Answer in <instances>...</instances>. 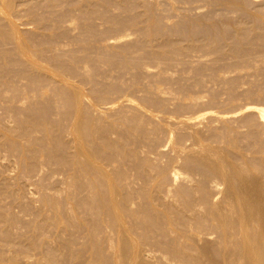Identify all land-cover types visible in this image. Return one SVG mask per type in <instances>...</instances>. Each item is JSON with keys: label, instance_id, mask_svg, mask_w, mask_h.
Masks as SVG:
<instances>
[{"label": "rangeland", "instance_id": "obj_1", "mask_svg": "<svg viewBox=\"0 0 264 264\" xmlns=\"http://www.w3.org/2000/svg\"><path fill=\"white\" fill-rule=\"evenodd\" d=\"M260 108L264 0H0V264H129L150 239L136 264H222L226 201L264 184Z\"/></svg>", "mask_w": 264, "mask_h": 264}, {"label": "bare ground", "instance_id": "obj_2", "mask_svg": "<svg viewBox=\"0 0 264 264\" xmlns=\"http://www.w3.org/2000/svg\"><path fill=\"white\" fill-rule=\"evenodd\" d=\"M259 115H260V117H261V119H262V121H264V108H260L259 109ZM194 147V146H193ZM186 148V147H185ZM185 148H183V150L184 151H186L185 150ZM190 149V148H189ZM178 150H182V149H178ZM182 150V151H183ZM191 150H192V148H191ZM194 150H196V149H194ZM194 150H192V151H194ZM179 151V152H180ZM192 151H190L191 153H192ZM199 151V150H198ZM209 151V150H208ZM183 153V152H182ZM186 153V152H185ZM206 153H208V152H206ZM209 153H211V152H209ZM204 155V154H203ZM208 155V154H207ZM210 155V154H209ZM208 155V156H209ZM212 155H213V153H212ZM211 155V156H212ZM206 156V155H205ZM202 157V156H201ZM205 158H207L208 159V157H205ZM213 158V157H212ZM211 158V159H212ZM210 159V158H209ZM175 173H176V171H174ZM174 175V174H173ZM176 175V174H175ZM177 177V176H176ZM173 179H175V177L173 178ZM193 179V178H192ZM175 181H177V180H175ZM215 181V180H214ZM218 183V182H217ZM264 185V184H263ZM262 185V188L260 187V190H261V192L259 191L258 192V190L257 191H255L256 189L254 188V187H251V188H249L250 189V192L249 193H244V194H246L247 195V197H246V199H239L238 197V201L235 203V207L233 206V204H232V202L231 201H229V200H225L226 201V203H228L229 202V204H231L232 205V209L233 210H235V209H237V211L236 212H238V210H239V215L237 216V213L236 212H233V213H236L235 215H236V218H235V221H237L234 225H233V223L231 224L230 222V225L228 226V222H226V220H227V218L230 216V214H229V216L228 215H225V213H223L225 216V222L227 223H224V222H222L223 220L222 219H218V220H221V222H222V228H221V230H220V228H219V226L218 227H216V229L217 228H219V232L217 231V234L219 233V237L217 238V236H216V238H217V240H218V242L220 243L221 241H223V240H226L227 238L229 239V241H228V243L226 244V243H224L225 245H227L228 246V248L230 249V247L232 246V245H230V244H233V242L232 243H230V241H232L233 239H234V237H233V239L231 238L232 237V230H231V228H234V231H237V232H239L238 234H240V238H241V242H240V244H241V246H239L238 247V254H237V251H234V252H236V254L238 255V256H236L237 258H239V259H242L243 261H245L247 264H264V186ZM214 187V186H213ZM246 187H248L247 185L246 186H244L243 187V189H240V192H238L237 193V195L240 193H242L243 191H244V188H246ZM212 188V187H211ZM233 188H235V187H233ZM231 189L232 191H235V189ZM255 189V190H253V189ZM115 190V189H114ZM114 190H113V192H114ZM214 190V189H213ZM230 190V189H229ZM238 190V189H237ZM252 190V191H251ZM218 191V190H217ZM231 191V192H232ZM220 192V191H219ZM230 192V191H229ZM237 192V191H236ZM235 192V193H236ZM215 194H217V193H215ZM230 194V193H229ZM234 194V193H233ZM239 194V195H240ZM236 195V194H235ZM165 196V195H164ZM163 196V197H164ZM171 196V195H170ZM216 196V195H215ZM219 196V195H218ZM234 196V195H233ZM113 197V196H112ZM214 198V197H213ZM216 198H217V196H216ZM172 199V198H171ZM215 199V198H214ZM116 201V200H115ZM114 202V201H113ZM115 203V202H114ZM205 203V202H204ZM223 203H225V202H223ZM111 204V203H110ZM116 204V203H115ZM167 204V203H166ZM109 205V204H108ZM117 205V204H116ZM203 205V204H202ZM216 205V204H215ZM113 206H114V204H113ZM112 206V207H113ZM117 206H119V205H117ZM208 206H210V205H208ZM218 206H220V205H218ZM217 206V207H218ZM226 207H227V205H226ZM208 208V207H207ZM214 208H216V207H214ZM223 209H224V207H222ZM228 208V207H227ZM112 209V208H111ZM119 209H120V207L117 209L118 210V213H119ZM213 209V208H212ZM211 209V210H212ZM226 209V208H225ZM224 209V210H225ZM231 209V208H230ZM230 209L228 210V209H226L227 211H230ZM115 210H116V207H115ZM115 210L113 211V212H115ZM192 210H194V212L197 214V211L198 210H196V209H192ZM196 210V211H195ZM205 210V209H204ZM207 210V209H206ZM215 210V209H214ZM216 210H218V208L216 209ZM201 211V210H200ZM210 211V210H209ZM219 211H221L220 209H219ZM189 212V211H188ZM213 212V211H212ZM215 212V211H214ZM230 212H232V211H230ZM117 213V212H116ZM193 213V212H192ZM191 213V214H192ZM195 213H193L192 215H194V219H192L191 217V219H192V225H191V227L193 226L195 229H193L192 228V230H197L196 229V225H195V222H193V220H195V216H196V214ZM210 213V212H209ZM217 213V212H216ZM215 213V214H216ZM219 213V212H218ZM232 213V214H233ZM115 214V213H114ZM120 214V213H119ZM201 214V213H200ZM205 214V213H204ZM214 214V215H215ZM221 214H222V212H221ZM221 214L219 213V215H217V216H219V218L221 217ZM228 214V213H227ZM189 215V214H188ZM210 215H211V213H210ZM234 215V214H233ZM204 216V215H203ZM216 216V217H217ZM226 216H228L227 218H226ZM232 216V215H231ZM230 216V217H231ZM115 217V216H114ZM193 217V216H192ZM208 217H210V216H208ZM224 217L222 216V218L224 219ZM119 218H122V219H124V217H119L118 216V219ZM186 218V217H185ZM197 218V217H196ZM200 218V217H199ZM198 218V219H199ZM215 218V217H214ZM233 218V217H232ZM118 219H116V220H118ZM186 219H188V218H186ZM217 219V218H216ZM229 219V218H228ZM116 220H114V221H116ZM182 220H184V219H182ZM208 220V219H207ZM231 220V219H230ZM120 221V220H119ZM119 221H117L116 223H119V224H121V222H119ZM189 221V220H188ZM215 221H217V220H215ZM184 222V221H183ZM191 222H189V223H191ZM203 222V221H202ZM219 222V221H218ZM232 222V221H231ZM123 223V222H122ZM180 223V222H179ZM188 223V222H187ZM206 223V222H205ZM209 223V222H208ZM124 224V223H123ZM194 224V225H193ZM199 223H197V225H198ZM216 224H217V222H216ZM216 224H215V226H216ZM220 224V223H219ZM236 224H237V227H233V226H236ZM126 225V224H125ZM124 225V226H125ZM187 225V224H186ZM201 225H203V224H201ZM207 225V224H206ZM122 227V224H121V227H122V229L123 228H126V227ZM176 226V225H175ZM175 226H171V229L173 228L174 230H175V232L177 233L178 231H179V229L180 228H178V231H176L177 229L176 228H174ZM185 226V225H184ZM211 226V225H210ZM225 226L226 227H228L229 229H227V228H225ZM113 227H115L114 225H113ZM121 227L119 228V232H121ZM151 227V226H150ZM181 227V226H180ZM198 228L200 227V226H197ZM204 227V226H203ZM209 227V226H208ZM108 229L110 228V226L109 227H107ZM117 228V227H116ZM149 228V227H148ZM168 228V227H167ZM166 228V229H167ZM170 228V227H169ZM169 228H168V230H169ZM183 228V227H182ZM185 228V227H184ZM187 228H189V226L187 227L186 226V228H185V230L187 229ZM212 227H210V229H211ZM129 229V228H128ZM128 229H126V231L128 232V235H129V230ZM151 229V228H150ZM172 229V231H174ZM209 229V228H208ZM115 230V229H114ZM148 230V229H147ZM190 231H191V229H189ZM188 230V231H189ZM200 230V229H199ZM199 230H197V231H191L192 233L191 234H195L196 236H197V239L199 238L198 237V231ZM124 231V230H123ZM149 231V230H148ZM167 231V230H166ZM171 231V232H172ZM182 231V230H181ZM189 231V232H190ZM203 231V230H202ZM202 231H201V233H202ZM212 231V230H211ZM211 231H209V233L211 232ZM215 231V230H214ZM110 232V231H109ZM109 232H107V233H109ZM118 232V233H119ZM132 232V231H131ZM154 232V231H153ZM168 232V231H167ZM182 232H184V230L182 231ZM188 232V233H189ZM200 232V231H199ZM204 232V234H205V232L206 231H203ZM213 232V231H212ZM106 233V232H105ZM122 234H123V232H121ZM126 232H124V234H125ZM152 233V232H151ZM176 233H174V234H176ZM180 233V232H179ZM187 233V232H186ZM197 233V234H196ZM201 233H199L200 235H201ZM214 233V232H213ZM230 233H231V235H230ZM109 234H111V233H109ZM114 234V233H113ZM123 234V235H124ZM134 234V233H133ZM137 234V233H136ZM142 234V233H141ZM144 234H146V233H144ZM173 234V235H174ZM185 233H183V235H184ZM191 234H189V235H186V236H188V238H189V240L191 239V244H189L190 246H192V247H190L189 248V250L190 251H193L192 253H194V255L195 256H197V253H202L205 249H207V248H202V252H200L199 251V249H200V247H199V249H198V247L197 246H199V244L200 243H202V242H205L204 244H207L208 242H209V244L211 245V243H210V241H211V239L209 240V241H207V243H206V240H208L207 238H208V236H211L210 234L208 235V232L206 233L208 236L206 237L204 234H202V235H204L206 238V240H204V241H199L198 240V242L195 240V235L194 236H192ZM216 234V235H217ZM234 234H236V233H233V235ZM122 235V237L121 238H123L124 236ZM127 235V234H126ZM125 235V236H126ZM157 235V234H156ZM179 235V237H180V239H182L181 238V236L183 237V235H182V233L181 234H178ZM181 235V236H180ZM184 235V236H185ZM214 235V234H213ZM115 236V235H114ZM129 236H131V234L129 235ZM133 236V235H132ZM137 236H139V235H137ZM190 236V237H189ZM236 236V235H235ZM110 237H113V236H111L110 235ZM127 237V236H126ZM125 237V238H126ZM134 237V236H133ZM141 237H143V236H141ZM144 237H146V236H144ZM147 237H148V235H147ZM174 237H176V236H173V240L175 239ZM178 236L176 237V239H178L179 238ZM203 236H201V238H202ZM237 237H239L238 235H237ZM107 238V237H106ZM130 238V237H129ZM132 238V237H131ZM138 238V237H137ZM155 238V237H154ZM171 238V237H170ZM188 238L186 237H184L183 239H185V241L187 242V243H190V242H188ZM201 238H199V239H201ZM127 239H128V237H127ZM132 239H134V240H137V239H135V238H132ZM202 239H204V237L202 238ZM239 239V238H238ZM108 240H109V237H108ZM111 240V242H112V240H114V239H110ZM122 240H124V238L122 239ZM131 239H129V241H130ZM145 240V239H144ZM127 241V240H126ZM125 241V242H126ZM132 241L133 240H131V244L133 245V243H132ZM138 242H139V240H137ZM137 241H135L136 243H137ZM142 241H143V238H142ZM146 241V240H145ZM148 241H150L149 243H151V247H147L148 245L150 246V244H148V245H145L146 246V248L144 247L143 248V246H144V244L145 243H143L142 244V242L141 243H139V245L141 246L142 245V248H135V247H133L132 245V248L135 250L134 251V253L132 254V252L133 251H126L125 250V252H124V254L126 253L127 254V252H130L132 255H130V253H129V256H131V260H130V262H129V264H136V263H139L140 261L142 262V258H145L146 257V259H147V255H151L152 254V252L151 251H153V249H152V247L156 250V251H158V246L160 247V250H161V248H162V250L163 249H165L166 250V248L168 249V247H169V244H165V245H168L167 247L164 245V247H163V244L161 243V246L160 245H158V246H156V244H158L156 241H155V245H154V243H153V245L154 246H152V242H154V240L151 242V239L150 240H148ZM159 241V240H158ZM166 241V240H165ZM171 241V240H170ZM178 241L179 240H177L176 242L178 243ZM240 241V240H239ZM110 242V241H109ZM118 242V241H117ZM128 242V241H127ZM126 242V243H127ZM134 242V241H133ZM134 242V243H135ZM175 242V241H174ZM175 242V243H176ZM180 242V241H179ZM181 242H182V240H181ZM180 242V244H182ZM186 242H183V244H184V246H183V248L185 249V250H187L188 248H186V246H188V245H185V243ZM224 242V241H223ZM223 242H221V243H223ZM234 242H237L235 239H234ZM114 243V242H113ZM136 243L134 244V246L136 245ZM148 242H146V244H147ZM186 243V244H187ZM115 244V243H114ZM128 244V243H127ZM138 244V243H137ZM179 244V243H178ZM178 244H176V245H174L175 246V248H178V247H180V244H179V246L178 247H176ZM182 244V245H183ZM203 243H202V245L205 247L206 245H204ZM238 244L239 243H237V246H238ZM116 245V244H115ZM138 245V246H139ZM182 245H181V247H182ZM230 245V246H229ZM234 245V244H233ZM112 246V245H111ZM120 246V245H119ZM123 246H124V243H123ZM122 246V247H123ZM127 246V245H126ZM125 246V247H126ZM131 246H129V248L131 247ZM139 246V247H140ZM174 247L173 246V242H172V244H170V247ZM209 246V245H208ZM195 247H197V249L195 248ZM210 247H212V246H210ZM220 247H221V245H220ZM219 247V248H220ZM236 247V246H235ZM234 247V248H235ZM110 249H111V247H109ZM108 248V249H109ZM114 247H112V249H113ZM128 248V247H127ZM127 248H125V249H127ZM183 248L181 249V248H179V249H181V251L183 250ZM191 248H194V250H197V251H199V252H195L193 249H191ZM222 248H223V246H222ZM221 248V249H222ZM225 248H227L226 246H225ZM170 249V248H169ZM211 249V248H210ZM220 249V250H221ZM239 249H241V250H239ZM129 250V249H128ZM159 250V251H160ZM162 250L160 251L161 252V254H162ZM177 250V249H176ZM185 250H183V251H185ZM212 250V249H211ZM224 250H226V249H224ZM223 249H222V251H224ZM156 251H155V253H156ZM158 251V252H159ZM167 251V250H166ZM168 251H171V249L170 250H168ZM172 251H173V248H172ZM171 251V252H172ZM206 251V250H205ZM204 251V252H205ZM228 251H231V250H228L227 249V252ZM233 251V250H232ZM157 252V254H159ZM165 252V251H164ZM174 252V251H173ZM172 252V253H173ZM176 252H179V254H177V256L175 255V253ZM176 252H174V255L176 256L175 258H174V255H173V257H171V258H173V259H171V258H169V260L171 261H173V260H175V262L177 263V264H182L184 261H185V259L189 256V255H187L188 253L187 252H189L188 250L187 251H185L184 252V254H186V257H185V259H184V257L183 256H185L184 254H183V252L181 253L180 252V250H178V251H176ZM204 252H203V254H204ZM225 252V251H224ZM227 252H225L226 253V256H227ZM190 253V252H189ZM206 253H210L209 252V250H208V252L206 251ZM205 253V254H206ZM220 253H221V251H220ZM228 253H230V255H232V253L233 252H228ZM109 254V253H108ZM112 254V253H111ZM116 254V253H115ZM122 254H123V252H122ZM144 254H146V256H144ZM166 255V253H163V255ZM170 254V253H169ZM183 254V255H182ZM217 254V253H216ZM233 254H235V253H233ZM235 254V255H236ZM128 255V254H127ZM153 255V254H152ZM193 254H192V256H194ZM207 255V254H206ZM206 255H204L205 257H207V259H208V257H210V255H208V256H206ZM218 256H221L222 255V253L219 255V253L217 254ZM225 255V254H224ZM229 255V256H230ZM156 256V254H154V257ZM157 256H160V255H157ZM168 256H171V255H168L167 254V257ZM190 256H191V253H190ZM194 256V257H195ZM200 257H202V254L201 255H199ZM215 256V255H214ZM217 256V257H218ZM223 257V259L224 258H228V256L227 257ZM232 256H234V255H232ZM230 257L232 260H237L236 259V257L234 256V259H233V257ZM149 257V256H148ZM151 257V256H150ZM149 257V258H150ZM199 257V258H200ZM212 257V256H211ZM210 257V258H211ZM216 257V256H215ZM120 258H122L121 256H120ZM125 258H128L126 255H125V257L124 258H122V259H125ZM160 258V257H159ZM192 258V257H191ZM210 258L208 259V260H210ZM145 259V260H146ZM153 259V258H152ZM151 259V260H152ZM157 258L155 257V261H159V259L158 260H156ZM160 259H162V257L160 258ZM163 259L165 260V257H163ZM188 259V260H187ZM186 260V262H187V264L188 263H190L191 261H195L196 259L195 258H193V260L191 259V260H189L190 259V257L189 258H187ZM197 259H198V256H197ZM203 259H204V257H203ZM207 259H204V260H206L205 262H207L208 260ZM216 259V258H215ZM222 259V264H223V262L225 263V262H227L228 260L227 259H225L226 261H224ZM229 259V258H228ZM239 259L237 260L238 262H241L242 260H240L239 261ZM115 260H117L116 258H115ZM148 260H150V259H148ZM168 260V259H167ZM167 260H165L166 262H168ZM199 260H201V258L199 259ZM213 261H214V259H212ZM212 260H210L211 261V263L213 262ZM220 260V259H219ZM119 261V260H118ZM126 261H128V259L126 260ZM155 261H154V263H155ZM161 261H163V260H161ZM161 261H159L160 263H162ZM202 261V260H201ZM218 261V260H217ZM231 260H229V262H230ZM242 261V262H243ZM125 262V261H124ZM123 261H122V264L124 263ZM143 262H144V260H143ZM146 262V261H145ZM159 262H156V264L158 263L159 264ZM165 262V263H166ZM175 262H170V264L171 263H175ZM195 262H197V260L195 261ZM194 262V263H195ZM199 262V261H198ZM203 262V264H205L204 263V261H202ZM233 262V264H234V261H232ZM231 262V263H232ZM245 262H243L244 264H245ZM113 263V262H112ZM118 263H120V262H117V264ZM164 263V261H163V264H165ZM208 263V262H207ZM206 263V264H207ZM211 263H209V264H211ZM218 263V262H217ZM237 263V262H236ZM141 264V263H140ZM142 264H145V263H142ZM148 264H149V262H148ZM151 264V263H150ZM167 264V263H166ZM186 264V263H185ZM192 264V263H191ZM215 264V263H214ZM221 264V263H220ZM227 264V263H226ZM230 264V263H229ZM237 264H239V263H237Z\"/></svg>", "mask_w": 264, "mask_h": 264}]
</instances>
